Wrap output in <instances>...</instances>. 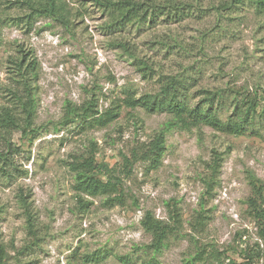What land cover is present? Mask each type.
Masks as SVG:
<instances>
[{"label":"rangeland","instance_id":"obj_1","mask_svg":"<svg viewBox=\"0 0 264 264\" xmlns=\"http://www.w3.org/2000/svg\"><path fill=\"white\" fill-rule=\"evenodd\" d=\"M170 1L181 9L121 27L95 0H64L62 21H27V10L16 0H0V98L6 100L13 83L10 60L23 54L18 50L34 54L38 63L37 133H12L14 162L0 171L4 264H124L115 255L143 264L150 258L143 246L151 235L140 223L147 210L174 225L154 264H229L230 259L238 264L247 251L256 252V243L261 254L254 264H264V243L246 204L252 195L249 175L264 184V16L248 1L227 9L224 0ZM139 60L149 69L139 67ZM159 76L181 78L191 103L203 89L256 97L251 126L241 135L208 126L174 127L166 133L159 167L147 169L137 161L126 175L122 154L130 157L133 148L149 142L170 116L130 108L122 100L156 92ZM92 93L99 110L119 104L113 121L87 130L59 124L66 100L80 104ZM212 149L223 152V163L219 184L204 196L201 177ZM6 150L0 140V152ZM90 153L116 167L121 200L111 204L106 195H83L90 204L80 207L67 164ZM20 193L35 214V237L28 232ZM164 201L176 203L177 223ZM200 209L205 217L197 224ZM105 252L99 262L84 261Z\"/></svg>","mask_w":264,"mask_h":264},{"label":"trees","instance_id":"obj_2","mask_svg":"<svg viewBox=\"0 0 264 264\" xmlns=\"http://www.w3.org/2000/svg\"><path fill=\"white\" fill-rule=\"evenodd\" d=\"M98 5L104 8V11L111 19V23L121 27L132 23H145L148 19L152 20L162 12L168 16L173 10L176 13L181 9L179 4L172 3L170 0L164 3L155 0H95ZM223 8L227 9L231 5L248 1L253 5L254 11L264 16V0H224ZM18 7L27 10L25 16L27 21L36 17L50 18L57 21L65 19L66 9L64 0H16ZM164 9L169 10L167 13ZM1 14V12H0ZM4 18L0 17V23ZM119 46L125 48V42H119ZM20 57L16 56L10 60L12 84L8 87L7 98H0V140L7 147L2 154L0 152V171L5 167L13 165L9 146L10 138L14 131L18 130L24 137L34 136L37 133L35 128L36 108H37V91L36 80L38 76V63L34 54L26 55L21 48ZM149 69L147 64L139 60V67ZM160 86L154 93H145L137 98L127 95L122 102L130 108L141 107L146 112H163L170 116L164 122L163 127L159 129L153 138L142 143L141 147L133 148L130 157L122 154V164L124 173H130L131 166L134 162L143 161L147 163V169H156L162 161L165 150L166 133L174 127L181 129H190L192 127L208 126L214 131L222 134L241 135L249 129L251 121L255 117L258 107L256 97L243 95L237 97L238 92L233 93L226 89L199 90L196 95L200 98L198 101L191 103L190 96L184 81L179 77H158ZM119 104L111 108L99 110L98 99L92 93L90 97L76 104L66 100L63 104V114L59 124H75L82 130L91 128L104 127L115 119L118 115L117 108ZM229 109L230 113L222 118L225 110ZM223 163V152L212 149L210 157L204 162L205 173L201 177L204 185L203 195L207 196L219 184V175ZM70 171L73 172L74 191L78 197L80 207L87 208L90 202L83 198V195L96 196L106 195L109 203L121 200L118 182L119 177L115 175L116 167H109L103 161H98L94 153L82 155L80 158L68 162ZM249 184L251 185L252 195L246 199L247 208L257 221L256 234L259 240L264 243V209L261 206L262 193L264 184L254 175H249ZM19 201L26 218L28 232L35 237L36 230L35 214L32 212L30 204L27 202V196L23 193L19 195ZM164 205L170 211V218L173 223L179 220V212L176 203L164 201ZM201 209L197 214V224H202L203 218ZM200 219V220H198ZM143 229L151 235L149 244L143 246L145 253L150 254L149 260L143 264L156 263V255L160 254L166 245L168 235L174 229L163 219L156 218L154 214L147 210L144 212L141 221ZM239 237L242 235L238 234ZM259 243H256V252L247 251L244 254L243 262L238 264H254V258L260 257ZM108 252L102 255H86L84 261L99 262L106 257ZM6 257L5 248L0 241V264H4ZM116 259L124 264L131 260L128 255H115ZM229 264H237L233 260Z\"/></svg>","mask_w":264,"mask_h":264}]
</instances>
